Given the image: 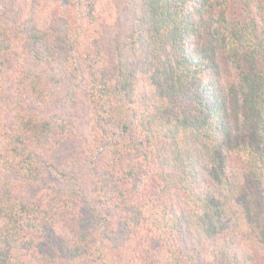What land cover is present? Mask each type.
<instances>
[{"label": "trees", "instance_id": "trees-1", "mask_svg": "<svg viewBox=\"0 0 264 264\" xmlns=\"http://www.w3.org/2000/svg\"><path fill=\"white\" fill-rule=\"evenodd\" d=\"M0 264H264V0H0Z\"/></svg>", "mask_w": 264, "mask_h": 264}, {"label": "rangeland", "instance_id": "rangeland-1", "mask_svg": "<svg viewBox=\"0 0 264 264\" xmlns=\"http://www.w3.org/2000/svg\"><path fill=\"white\" fill-rule=\"evenodd\" d=\"M69 152L68 148H61L58 150L57 154L60 156H67Z\"/></svg>", "mask_w": 264, "mask_h": 264}]
</instances>
